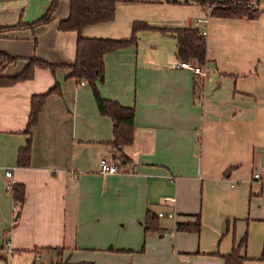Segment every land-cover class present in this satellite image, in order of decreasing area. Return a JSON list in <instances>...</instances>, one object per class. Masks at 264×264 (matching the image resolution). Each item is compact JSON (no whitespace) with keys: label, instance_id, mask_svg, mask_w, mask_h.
Wrapping results in <instances>:
<instances>
[{"label":"crops","instance_id":"obj_1","mask_svg":"<svg viewBox=\"0 0 264 264\" xmlns=\"http://www.w3.org/2000/svg\"><path fill=\"white\" fill-rule=\"evenodd\" d=\"M49 5L0 0V50L19 57L5 74L21 71L31 56L59 65L0 87V264L16 255L31 264L48 257L72 264H225L221 254L245 233L243 264H264V12L219 17L209 3L135 0L118 2L114 20L83 29L86 37L117 39L130 37L134 21L153 27L139 31L136 45L104 56L102 95L136 107L135 136L123 147L129 159L122 160L111 142V118L98 111L89 85L69 76L78 33L61 31L59 22L70 1L60 0L49 23L15 27ZM182 27L207 31L209 76L198 93L194 72L176 58L171 30ZM57 82L61 93L47 97L32 130L30 164L20 166L31 96ZM103 156L117 159L119 171L101 173ZM11 178L26 187L19 213L6 188ZM147 210L158 215V228L145 230ZM198 212V231L176 227Z\"/></svg>","mask_w":264,"mask_h":264},{"label":"trees","instance_id":"obj_2","mask_svg":"<svg viewBox=\"0 0 264 264\" xmlns=\"http://www.w3.org/2000/svg\"><path fill=\"white\" fill-rule=\"evenodd\" d=\"M70 11L66 18L60 20L59 29L61 31H76L78 33L76 42V56L72 64L69 65L71 73L69 76L75 77L78 82L85 79L91 88L98 111L109 116L113 122V139L111 142L121 150V159L128 160L129 157L123 152V147L133 141L135 136V114L134 105H125L115 99L106 98L102 95L99 84L105 79V59L106 53L136 45L139 41V31L153 28L143 21H134L132 32L127 38H104L86 37L82 31L85 27L110 22L116 15L118 2H133L135 0H69ZM169 3H190L198 1L206 6L214 1L206 0H165ZM60 0H50V5L46 12L30 23H19L15 27L35 28L37 25L49 23L53 20ZM247 0H224L217 3L211 9V15L219 17L254 18L260 12L259 9L248 7ZM14 28V27H13ZM167 30V29H166ZM1 31V29H0ZM176 37V58L179 62L193 60L204 65L207 63V39L203 30L199 27H182L171 30ZM19 60L18 56L0 50V87L10 86L17 82L32 79L37 67L48 68L53 73L58 64H54L37 56L27 58V63L23 69L13 75L5 74L4 70L12 63ZM202 90V85L198 78L194 79V91L198 93ZM52 93H61V86L57 82L49 87L47 91L34 93L31 96L30 112L24 133L28 135L26 143L19 147L17 154V164L26 166L31 161L32 130L39 121V115L47 97ZM16 211L19 213L25 200L26 187L23 182L15 181L11 189ZM158 216V215H157ZM155 213L147 210L144 227L145 230L158 228V219ZM194 221H177L176 227L185 230L198 231L201 226V215L195 213ZM247 233L239 240L234 241L231 250L221 255L225 259V264H243L247 258L246 245ZM60 255V254H59ZM264 259V243L260 257ZM45 264V263H39ZM55 264H72L66 261H57Z\"/></svg>","mask_w":264,"mask_h":264},{"label":"built area","instance_id":"obj_3","mask_svg":"<svg viewBox=\"0 0 264 264\" xmlns=\"http://www.w3.org/2000/svg\"><path fill=\"white\" fill-rule=\"evenodd\" d=\"M250 4L252 6H254L256 9L264 10V0H250ZM214 6H215V4H210L209 8L212 9V7H214ZM206 33H207V31L203 30V34L206 35ZM178 66L192 70L194 72L196 78L202 79V85L208 79L209 68L207 67L206 64L200 65V64L194 62L193 60H190V61L188 60V61L179 62ZM78 83L80 85H84V84H87V81L85 79H81ZM99 171L101 173H116V172H118L119 171L118 160L111 157V156L101 157L100 164H99ZM5 174L9 178L12 177L13 176L12 168L11 167H5ZM254 175H255V177H258V178H260L262 176L261 173H259V172H255ZM14 182H15V180L13 178L9 179L6 182V188L8 190H11ZM14 208L16 209L15 203H14ZM159 214L162 215V214H164V212L161 211ZM167 214L170 216L174 215L173 212H167Z\"/></svg>","mask_w":264,"mask_h":264},{"label":"rangeland","instance_id":"obj_4","mask_svg":"<svg viewBox=\"0 0 264 264\" xmlns=\"http://www.w3.org/2000/svg\"><path fill=\"white\" fill-rule=\"evenodd\" d=\"M224 0H218V1H214V4L216 5L217 3H219V2H223ZM248 1V0H247ZM248 7H251V8H254L255 9V7L254 6H252L251 4H250V0L247 2V3H245ZM260 10V9H259ZM190 61V60H189ZM199 79V82L201 83V85H202V79L201 78H198ZM199 91H201V89L199 90ZM53 253V252H52ZM54 257H56L57 258V255H53ZM48 259V261H46V263L45 264H48L49 262H50V260H51V258H47ZM11 258L9 257V264H31V260H29V261H26L23 257H22V255H16V256H14L13 257V259L11 260ZM42 260V259H41ZM57 261H65V259H63V257H60V258H57V259H53V264H55V262H57ZM38 263H39V260H38ZM38 263H36V264H38ZM78 264H80V262H78Z\"/></svg>","mask_w":264,"mask_h":264},{"label":"water","instance_id":"obj_5","mask_svg":"<svg viewBox=\"0 0 264 264\" xmlns=\"http://www.w3.org/2000/svg\"><path fill=\"white\" fill-rule=\"evenodd\" d=\"M48 264H53V259H51V261Z\"/></svg>","mask_w":264,"mask_h":264}]
</instances>
